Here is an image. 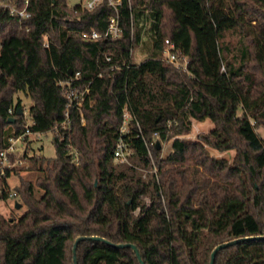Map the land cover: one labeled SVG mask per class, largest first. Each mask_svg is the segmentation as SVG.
Wrapping results in <instances>:
<instances>
[{
	"label": "trees",
	"instance_id": "trees-1",
	"mask_svg": "<svg viewBox=\"0 0 264 264\" xmlns=\"http://www.w3.org/2000/svg\"><path fill=\"white\" fill-rule=\"evenodd\" d=\"M28 11L22 22L0 18V152L24 131L21 92L33 103L31 133L52 131L55 157H20L30 178L13 193L26 212L0 215V264H74L80 238L77 264H209L235 240L214 264H264V0H123L121 36L95 42L81 35L105 31L106 6L28 0ZM166 40L179 66L163 60ZM75 73L90 83L84 124L70 109L61 127L58 83ZM125 104L131 154L119 163ZM205 120L213 127L198 142L182 139ZM206 147L234 156L228 163ZM187 162L206 175L188 177Z\"/></svg>",
	"mask_w": 264,
	"mask_h": 264
},
{
	"label": "built area",
	"instance_id": "built-area-1",
	"mask_svg": "<svg viewBox=\"0 0 264 264\" xmlns=\"http://www.w3.org/2000/svg\"><path fill=\"white\" fill-rule=\"evenodd\" d=\"M66 3V5L71 9H82L86 11H93L100 6H106L110 9L111 14L108 18V24L103 33H99L95 30H91L90 32H84L81 37L85 41L95 42L102 38H109L111 40L118 39L121 36L122 30L120 27L119 16H120V7L122 6L123 0H60ZM8 16L18 22H22L31 17L30 12L28 11V0H23L21 3L17 4L16 0H0V18L2 16ZM28 31V29H27ZM47 47V44H45ZM174 46L167 40L165 41V49L163 50L162 56L163 60L172 63L176 66L178 65V61L173 52ZM131 54V53H130ZM109 61V58H106ZM184 67V64L182 65ZM100 76V75H99ZM58 86L60 87V91L64 98L67 101L66 109L64 112L65 120L60 124L61 127L66 126L67 119L69 117V110L74 109L79 111L80 121L84 124V120L82 117V107L85 104L91 89L90 83H80L79 73H75L71 78L66 82H59ZM33 103L30 104L32 106ZM29 106V107H30ZM11 111L9 110V113ZM133 117L130 114L128 105L125 104L122 107V124L119 129L120 137L116 142V146L113 152V160L119 163H127L128 157L131 152L126 146L122 135L128 132V126L130 120ZM137 125V123H136ZM29 125L25 124L23 133L19 134L15 138H10L8 140V146L0 152V182L1 179L5 176L6 170H12V168L21 164L22 159L19 157L17 159L12 160V157L18 153V150L21 148H26V142L28 141V137L32 135ZM138 126V125H137ZM58 127H55L54 131H57ZM69 154L76 160V154L73 152H69ZM154 172H156L154 170ZM10 197H14L15 194L12 193L9 195Z\"/></svg>",
	"mask_w": 264,
	"mask_h": 264
},
{
	"label": "rangeland",
	"instance_id": "rangeland-1",
	"mask_svg": "<svg viewBox=\"0 0 264 264\" xmlns=\"http://www.w3.org/2000/svg\"><path fill=\"white\" fill-rule=\"evenodd\" d=\"M146 58V54L141 51V49L138 46H135L132 50V60L134 63H141ZM18 99L21 100V105L24 109V120L27 125L31 124V119L28 113L29 106L31 104L30 100L26 98L23 93L19 92L14 96V102H16ZM213 125L208 121L205 120L203 122H197L193 121L191 131L182 136V139L187 141H199V136L206 134L212 129ZM259 134L261 137H264V131L259 130ZM54 134L52 131H48L46 133L42 134H32L28 137V141L26 142V148L19 149L18 153L14 155L12 160L17 159L21 157L23 154H26L28 157L38 154L45 158H54L55 157V148L53 146L52 140H53ZM162 155L165 157L169 151H170V142L165 143L162 148ZM207 152L209 153V156L223 159L227 161L228 163L231 162L234 151H227V152H217L209 147L205 148ZM26 162L22 159L21 164H18L16 166L17 171H11V174L7 178V184L9 187V193L14 192V188L19 185L21 179H29L30 174L26 172ZM185 167L188 169V177H191L194 174V170H197V174L195 176H204L206 173L197 165L192 164V162H187L185 164ZM15 168V167H14ZM17 172V173H16ZM1 187V183H0ZM18 202L17 198L15 197H7V199L3 200L0 199V215L8 218L10 216H14L15 218H20L23 216L26 212V207L20 205L19 208L15 207V204Z\"/></svg>",
	"mask_w": 264,
	"mask_h": 264
},
{
	"label": "water",
	"instance_id": "water-1",
	"mask_svg": "<svg viewBox=\"0 0 264 264\" xmlns=\"http://www.w3.org/2000/svg\"><path fill=\"white\" fill-rule=\"evenodd\" d=\"M15 207H16V208H19L20 205L16 203V204H15ZM84 239H85V238H80V239H78V240L76 241V243L74 244V247H73V253H74V264H77V260H76V257H75L76 245H77V243H78L80 240H84ZM87 239H88V240H101L100 238H97V237H91V238H87ZM253 239H262V238H261V237H260V238H247V239H245V240H253ZM240 241H241V240H235V241H231V242L225 243V244H223V245H219V246H217V247L213 250V252L211 253V256H210V263H209V264H214L215 256H216V254H217L220 250H222V249H224V248H226V247H228V246H231V245H233V244H235V243H238V242H240ZM116 247H118V248H120V247H131L132 250L136 253L137 257L139 258L138 253H137L135 247H133V246H131V245H124V246L120 245V246H116ZM140 264H143V263L140 261Z\"/></svg>",
	"mask_w": 264,
	"mask_h": 264
}]
</instances>
